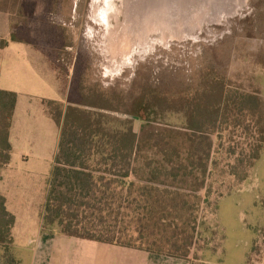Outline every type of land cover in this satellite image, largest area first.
Returning a JSON list of instances; mask_svg holds the SVG:
<instances>
[{"label":"trees","instance_id":"1","mask_svg":"<svg viewBox=\"0 0 264 264\" xmlns=\"http://www.w3.org/2000/svg\"><path fill=\"white\" fill-rule=\"evenodd\" d=\"M37 4L23 0L19 11L29 18ZM36 38L10 35L11 42L41 50ZM80 95L76 104L43 100L59 140L42 231L195 264L198 257L191 254L198 235L203 229L216 233L203 219L206 207L217 210L212 196L245 182L261 156L262 97L234 87L214 68L197 83L171 90L148 78L127 93L88 88ZM16 101V92L0 88V181L11 158ZM135 119L141 121L139 132ZM14 223L0 194V264H29L30 252L14 242Z\"/></svg>","mask_w":264,"mask_h":264},{"label":"rangeland","instance_id":"2","mask_svg":"<svg viewBox=\"0 0 264 264\" xmlns=\"http://www.w3.org/2000/svg\"><path fill=\"white\" fill-rule=\"evenodd\" d=\"M21 1L0 0V87L15 91L37 124L21 133L24 151L57 145L43 100L76 104L88 88L127 93L149 78L171 90L214 68L264 101V0H36L29 18ZM12 33L28 40L40 34L41 50L11 42ZM140 126L135 119L137 132ZM39 162L14 163V170L40 187L28 176L47 171ZM212 199L217 210L206 207L203 219L216 233L198 235L195 264H264V145L250 177Z\"/></svg>","mask_w":264,"mask_h":264},{"label":"crops","instance_id":"3","mask_svg":"<svg viewBox=\"0 0 264 264\" xmlns=\"http://www.w3.org/2000/svg\"><path fill=\"white\" fill-rule=\"evenodd\" d=\"M29 109V105L21 102L17 94L9 130L11 158L2 170L0 181V194L6 199L7 210L15 216L12 228L14 242L30 252L29 264H191L189 260L141 249L43 232L42 217L58 142L54 150L38 147L27 152L21 148L25 144L21 133L37 125L33 124ZM44 111L46 113V109ZM33 159L49 167L47 171L39 168L28 171V176L36 179L35 183H42L40 187L30 185L14 170V163L29 164Z\"/></svg>","mask_w":264,"mask_h":264}]
</instances>
